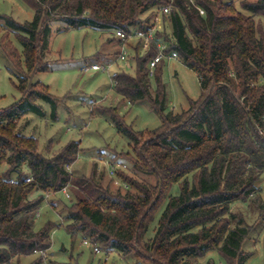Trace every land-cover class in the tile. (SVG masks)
I'll return each mask as SVG.
<instances>
[{
  "label": "trees",
  "instance_id": "1",
  "mask_svg": "<svg viewBox=\"0 0 264 264\" xmlns=\"http://www.w3.org/2000/svg\"><path fill=\"white\" fill-rule=\"evenodd\" d=\"M33 2L32 20L19 22L0 15L23 47L25 70L13 43H3L4 54L28 73L17 74L21 98L0 107V164H7L0 173V264H23L22 257L50 250L56 224L48 221L36 228V215L45 193L70 186L74 198L60 214L73 238L81 235L106 251L133 254L135 264H195L213 250L228 264H245L253 253L242 245L256 229L232 206L239 201L260 202L264 220L259 184L264 176V25L257 19L264 18V0H242L241 9L235 0ZM165 6H171V32L149 24L153 9ZM53 22L63 24L58 31L155 28L148 50L141 51L138 41L129 54L136 74L119 71L112 80L123 101H148L161 124L136 130L125 123L117 106L94 109L109 116L129 139L132 154L127 153V160L154 176L155 183L122 169L117 173L128 187L115 191L96 181L94 168L88 177H75L69 166L83 151L80 141L71 140L47 156L40 152L35 136L19 131L18 123L27 114L45 115L38 101L48 103L51 117H57L59 99L48 85L31 81L36 72L50 68L46 57ZM161 45L166 54L176 51L199 78V97L189 98V107L180 112L167 110V85L162 80L167 60L158 63L153 78L148 75ZM176 183L180 191L172 195ZM34 193L39 195L33 197ZM166 199L154 235L145 239ZM46 261L72 264L42 255L30 264Z\"/></svg>",
  "mask_w": 264,
  "mask_h": 264
},
{
  "label": "rangeland",
  "instance_id": "2",
  "mask_svg": "<svg viewBox=\"0 0 264 264\" xmlns=\"http://www.w3.org/2000/svg\"><path fill=\"white\" fill-rule=\"evenodd\" d=\"M35 1V0H34ZM240 1L235 0L240 8ZM254 1V0H250ZM241 9V8H240ZM35 9L33 0H0V15L13 17L16 21L25 22L34 18ZM146 16V15H145ZM143 15L142 18H145ZM264 25V18L257 17ZM150 25L157 30L171 32L170 15L165 16L162 11L153 9ZM60 22H53L51 27L47 59L50 68L43 72H36L31 81H41L49 86V91L59 99L57 117H51V106L38 101L45 110L40 116L29 113L19 124V131L27 136L38 139L39 150L49 156L55 150L61 149L71 140L80 141L83 151L77 160L69 166L75 177L90 176L93 168L96 171L95 179L103 186H109L112 191L118 187L127 188V184L118 176L117 170L122 169L126 174L156 182L152 175L145 174L129 162L127 153L132 154L129 139L118 132L109 116L95 112L99 106H117L124 116L125 123L136 130L153 129L161 124V118L148 101L131 104L123 101L113 87L112 75L115 72L125 71L130 75L136 74V68H125L118 60L119 46L115 30H98L92 27L78 29L57 30L62 26ZM146 25V23L144 24ZM11 42L22 57V68L25 70L23 47L16 34L0 18V107H7L21 98L17 88L18 75H27L23 69H17L5 56L2 45ZM133 46L137 45L134 41ZM111 65L103 70H85L86 66L96 63ZM85 66V67H84ZM15 73V74H14ZM31 75V74H30ZM162 80L167 85L168 108L180 112L189 107V98L197 99L200 95L198 75L186 67L180 59L167 60L162 70ZM94 110V111H93ZM100 152V153H99ZM116 159L113 158L115 157ZM114 165L112 173L111 166ZM7 168L6 163L0 164V173ZM262 198H264V176L260 181ZM179 184H173L170 194H179ZM39 193H34V196ZM46 200L41 204L36 215V228L53 222L52 245L49 251L37 252L22 257L23 264H30L39 255L57 262L72 264H135V256H123L115 250L106 251L99 244L100 252H95L93 243H85L81 235L73 238L67 231L64 222L65 205H70L74 198L71 186L56 193H45ZM167 199L155 215L153 223L145 239L154 235V228L166 205ZM260 202L248 200L236 202L232 211L244 216L249 224L256 229L242 245V249L252 252V256L245 264H264V220L258 208ZM228 264L217 250L210 251L195 264ZM43 264H51L49 261Z\"/></svg>",
  "mask_w": 264,
  "mask_h": 264
},
{
  "label": "built area",
  "instance_id": "3",
  "mask_svg": "<svg viewBox=\"0 0 264 264\" xmlns=\"http://www.w3.org/2000/svg\"><path fill=\"white\" fill-rule=\"evenodd\" d=\"M170 10H171V6H165L162 8V13L165 16H169L170 15ZM203 12V11H202ZM116 35L120 38L121 42H122V51L120 53V59L125 61L126 63H128L129 60V50H128V43L130 42H138L141 41L142 45H141V51H146L149 48L150 45V41L153 39L154 34H155V28H150L148 26H146L144 29L140 28V27H135L132 28L130 31L126 32L125 30L122 29H116L115 30ZM165 45H161L159 52L157 53V55L150 61L149 63V77L153 78L155 76V72H156V68L159 62H161L162 60H170V59H180L177 52L173 51L170 54H166L164 52L165 50ZM110 65L107 66H103L101 64H94L91 67H86L85 70H89V68L93 71H97V70H105L109 67ZM112 168V173L114 172V165L111 166ZM66 188H64L63 190H65ZM85 243H92L91 240L86 239L84 240ZM93 249L96 252H100V248L98 247V245H95L93 243Z\"/></svg>",
  "mask_w": 264,
  "mask_h": 264
},
{
  "label": "crops",
  "instance_id": "4",
  "mask_svg": "<svg viewBox=\"0 0 264 264\" xmlns=\"http://www.w3.org/2000/svg\"><path fill=\"white\" fill-rule=\"evenodd\" d=\"M116 33V32H115ZM116 35V34H115ZM117 38H118V40H117V45L119 46V51H118V60L119 61H121L122 62V64H123V67H125V68H129V67H132L133 66V60H131V58H129V60H128V63H126L125 61H123V60H121L120 59V53H121V51H122V47H123V45H122V42H121V40H120V38L118 37V36H116ZM131 43V45L130 46H128V50H129V54H133V52H134V49H133V45L134 44H132L133 42H130ZM111 61H108L107 63H104V64H102V63H96V64H101V65H103V66H107V65H111ZM92 65H94V64H91L90 66H88V65H85L86 67H91ZM84 66V67H85ZM89 70H91L90 68H89ZM93 70H91V72H92ZM97 71H99V70H97ZM95 72V71H94Z\"/></svg>",
  "mask_w": 264,
  "mask_h": 264
}]
</instances>
